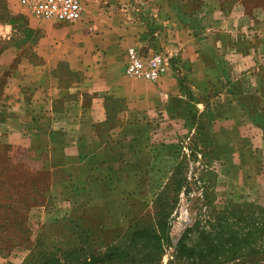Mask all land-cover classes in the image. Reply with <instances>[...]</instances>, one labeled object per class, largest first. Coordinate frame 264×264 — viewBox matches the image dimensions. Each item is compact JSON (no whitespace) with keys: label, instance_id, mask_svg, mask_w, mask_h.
Listing matches in <instances>:
<instances>
[{"label":"rangeland","instance_id":"1","mask_svg":"<svg viewBox=\"0 0 264 264\" xmlns=\"http://www.w3.org/2000/svg\"><path fill=\"white\" fill-rule=\"evenodd\" d=\"M236 1L234 16L238 25L247 28L242 33L245 38L239 39L235 53L219 57V67L208 76L201 95L191 94L190 69L183 64L178 68L171 58L166 76L179 79L178 93L153 95L156 102L149 104L148 99L143 101L145 91L133 107L147 114L131 115L140 133L135 146L140 147L137 181L142 185L130 200L134 213L130 222L140 216L151 222L155 214L166 215L171 239L158 264H264V0ZM137 4L136 0H84L83 16L74 24L40 20L34 36L0 35V85L19 63H44L33 47L54 48L65 41L86 46L90 61L99 50L112 53L113 68L127 77L119 49L126 40L122 25L128 29L129 22L121 13L136 12ZM27 15L17 0H0V24L14 22L18 31L24 30L21 17ZM55 73L61 81L73 76L65 62ZM161 81L147 83L153 87ZM15 124L11 116H0V264L48 263L79 246L78 232L73 228L71 203L59 205L49 198L47 175L39 173L28 148L16 143ZM82 222L95 230L94 238L103 237L96 223L87 218ZM186 227H192L187 243L204 238L216 249L218 233L224 230L242 234L247 249L253 250L238 255L224 252L204 263L180 259L176 243ZM92 241L87 249L97 252L105 246ZM62 261L76 264L69 258Z\"/></svg>","mask_w":264,"mask_h":264},{"label":"crops","instance_id":"2","mask_svg":"<svg viewBox=\"0 0 264 264\" xmlns=\"http://www.w3.org/2000/svg\"><path fill=\"white\" fill-rule=\"evenodd\" d=\"M136 1V12L121 13L129 22V28L122 25L121 30L126 38L119 49L123 65L131 44L149 52L161 50L178 68L183 64L190 69L193 96L204 91L208 76L219 67V57L235 53L239 39L246 35L242 33L247 28L238 25L234 16L236 0ZM21 20L26 29L18 31L14 22L1 23L0 35L29 37L35 35L40 20L52 25L31 14ZM59 45L33 47L44 63H19L4 79L0 116L15 120L16 143L28 148L37 168L50 173L53 200L59 205L71 203L73 216L96 223L104 234L100 239L107 244L126 229L134 214L130 200L142 185L137 181L141 170L135 168L139 148L135 137L139 139L140 133L131 115L143 117L147 112L133 110L136 99L145 91L143 101L148 99L149 104L155 101L153 95L173 96L179 91V79L165 75L152 87L148 81L120 77L112 53L99 50L90 61L89 49L79 42ZM60 62L73 74L65 81L55 73Z\"/></svg>","mask_w":264,"mask_h":264},{"label":"trees","instance_id":"3","mask_svg":"<svg viewBox=\"0 0 264 264\" xmlns=\"http://www.w3.org/2000/svg\"><path fill=\"white\" fill-rule=\"evenodd\" d=\"M138 150H135V168L141 170L138 162L141 156ZM39 173L42 176L47 175L46 191L49 198L53 199L49 193L50 173L44 170H39ZM2 206L4 207V205ZM74 218L73 228L78 232L79 246L67 252L63 251L58 255L59 258L51 257L48 263L43 262V264H67L62 261V259L67 258L76 264H158L165 246L170 244L169 225L166 215L163 213L155 214V218L151 222L143 220L142 216L129 222L126 229L121 233L122 235H116L112 242L107 244H103V240L99 236L94 238L95 230L90 225H83L82 219L84 217L76 218L74 216ZM191 231L192 227H186L176 243V255L180 259H196L204 263L210 259H218L220 254L224 252L225 254L238 255L240 251L247 249L242 234H233L221 230L218 233L219 245L213 249L204 238L202 242L187 243L186 238ZM92 239L93 243L94 239L99 240V244L105 245L104 248L97 252L87 249L86 245ZM247 250L250 252L253 248L248 247Z\"/></svg>","mask_w":264,"mask_h":264},{"label":"built area","instance_id":"4","mask_svg":"<svg viewBox=\"0 0 264 264\" xmlns=\"http://www.w3.org/2000/svg\"><path fill=\"white\" fill-rule=\"evenodd\" d=\"M18 5L37 19L57 24H74L84 12V0H17ZM167 54L128 46L125 51L123 74L129 78L157 82L171 70Z\"/></svg>","mask_w":264,"mask_h":264}]
</instances>
